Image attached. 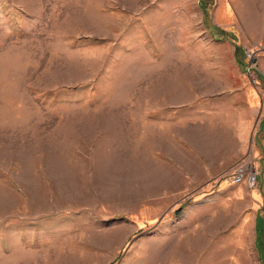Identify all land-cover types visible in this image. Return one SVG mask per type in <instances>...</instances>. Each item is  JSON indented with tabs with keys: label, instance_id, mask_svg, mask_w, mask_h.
<instances>
[{
	"label": "rangeland",
	"instance_id": "obj_1",
	"mask_svg": "<svg viewBox=\"0 0 264 264\" xmlns=\"http://www.w3.org/2000/svg\"><path fill=\"white\" fill-rule=\"evenodd\" d=\"M0 264H264V0H0Z\"/></svg>",
	"mask_w": 264,
	"mask_h": 264
},
{
	"label": "built area",
	"instance_id": "obj_2",
	"mask_svg": "<svg viewBox=\"0 0 264 264\" xmlns=\"http://www.w3.org/2000/svg\"><path fill=\"white\" fill-rule=\"evenodd\" d=\"M246 57L251 60V63L247 67V72L251 73L254 68V65L252 64V54L246 53ZM257 177V171L254 170L252 163L248 162L246 164L236 166L232 173L228 175L227 181L231 185L239 186L241 184H246L249 187H253L256 185Z\"/></svg>",
	"mask_w": 264,
	"mask_h": 264
},
{
	"label": "crops",
	"instance_id": "obj_3",
	"mask_svg": "<svg viewBox=\"0 0 264 264\" xmlns=\"http://www.w3.org/2000/svg\"><path fill=\"white\" fill-rule=\"evenodd\" d=\"M246 104H247L248 110L246 112H243V115L236 118V120L233 119V121L229 123V124H232L231 131H233L232 132L233 136H231L229 140H232L234 142V145H235L234 148H235L236 155H237L236 147H237L238 141L244 139L248 131L250 135L253 132L252 118H253V115L255 114L256 108L251 104V102L250 103L247 102ZM259 122H261V120ZM222 138H225V137H222Z\"/></svg>",
	"mask_w": 264,
	"mask_h": 264
},
{
	"label": "trees",
	"instance_id": "obj_4",
	"mask_svg": "<svg viewBox=\"0 0 264 264\" xmlns=\"http://www.w3.org/2000/svg\"><path fill=\"white\" fill-rule=\"evenodd\" d=\"M239 52H240V49H239V47H235V55L237 54H239ZM239 64H241V63H239Z\"/></svg>",
	"mask_w": 264,
	"mask_h": 264
}]
</instances>
